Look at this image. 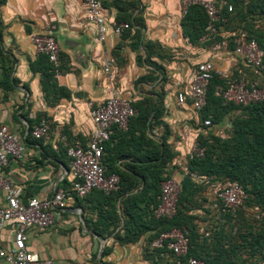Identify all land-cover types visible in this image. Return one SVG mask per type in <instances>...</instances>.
Returning a JSON list of instances; mask_svg holds the SVG:
<instances>
[{
  "label": "crops",
  "instance_id": "crops-1",
  "mask_svg": "<svg viewBox=\"0 0 264 264\" xmlns=\"http://www.w3.org/2000/svg\"><path fill=\"white\" fill-rule=\"evenodd\" d=\"M102 1L110 27L104 42L98 40L96 27L88 22L82 0H6L0 6V46L12 60L11 77L17 80L12 90L6 91L0 86V125H9L22 136L26 146L25 155L21 159L9 160L0 168V173L12 178L25 199L51 197L57 189L64 188L65 182H70V158L61 150L62 142L57 139V132L68 134L84 145L89 141L93 131L89 102L101 101L109 95V86L102 72L105 57H117L114 58L116 86L133 101L150 91H159L157 83L161 76L153 84L141 81L150 91L138 87L134 90L135 80L152 70V66L145 62L144 44L157 43L173 57L166 62L152 59L166 68L170 78L164 87L166 114L163 120L171 130L170 141L178 152L176 165L177 161H187L189 146L196 138L191 106L176 102L178 85H186L195 64L207 60L212 61L219 71L247 76L245 66L233 50L226 48L216 52L192 44L183 35L181 0ZM120 14H131L134 26L127 38L112 31ZM136 29L139 30L138 37ZM45 32L54 35L59 43L66 66L63 73L57 75V81L70 93L69 97L53 103L46 101L41 73L32 67L39 58L32 37ZM2 76L0 62V79ZM37 116L49 121L50 133L41 139L25 140L29 127L27 119ZM147 131L154 139L162 133L159 127ZM172 173L180 182L182 191L197 184L178 165ZM0 198L5 200L3 191H0ZM83 204L74 199L64 209L56 210L55 222L50 228H28L27 247L41 258L52 259L54 264H96L92 257L97 253L98 260L100 241L97 236H103L88 228L86 218L92 217V213L84 209ZM122 224L123 220L120 226ZM113 236L103 237L105 246L111 247L106 256L102 255L105 264H150L144 257L145 236L136 243L123 245L114 241ZM13 239L14 222L9 221L0 233V249L9 248ZM0 264H5L1 257Z\"/></svg>",
  "mask_w": 264,
  "mask_h": 264
},
{
  "label": "trees",
  "instance_id": "trees-1",
  "mask_svg": "<svg viewBox=\"0 0 264 264\" xmlns=\"http://www.w3.org/2000/svg\"><path fill=\"white\" fill-rule=\"evenodd\" d=\"M5 1L0 0V6ZM228 5L232 6L231 11ZM217 7L218 33L208 42L201 40L208 24L204 7L190 5L187 8L181 26L183 35L192 44L211 49L216 42L226 40V48L234 50L239 31H244L264 50V0H218ZM120 22L128 24L122 33L123 38H127L134 26L131 14L118 15L116 25ZM135 23L140 24L139 20ZM135 33L138 37L139 30L136 29ZM144 46L147 53L145 62L152 66V70L139 81L153 84L161 76L157 83L162 82L161 89L140 95L133 101L135 112L129 119L128 128H115L104 145L102 163L107 174L119 175L118 189L108 193L93 190L83 198H76L78 203H84V209L92 213V217L86 218L88 228L104 238L114 234V241L121 245L136 243L145 236L144 257L150 264H182L190 257L205 264H264V101L248 104L226 101L219 93L225 83L214 75L207 90L206 106L198 118L193 116V132L204 147V154L187 158L189 172L207 176L212 182L238 183L246 193L243 205L235 211L224 209L222 205L212 207L206 194L208 184L197 183L187 191L180 190L175 215L170 218L156 217L162 182L169 179L172 170L177 167L175 158L178 152L170 141L171 130L163 120L166 114L164 87L168 81L166 68L152 58L166 62L173 57L157 43L147 42ZM7 57L0 46L3 70L0 86L6 91L12 90L17 83L11 77L12 60ZM65 66L63 55L58 73L45 55H39L32 64L34 71L41 73L42 91L48 103L70 96L69 91L57 81V75L63 73ZM245 73L248 78H253L252 71L247 67ZM235 76L240 77L238 72ZM187 104L190 105L189 102ZM227 115L232 118L225 137L218 135L214 127L206 130L201 126L205 118L210 117L215 124ZM41 119L40 116L27 119L29 127L25 140L33 138L32 130ZM155 127L162 130L158 139L151 137L147 131ZM66 136L69 144L76 141L68 134ZM60 148L66 154L67 148L63 143H60ZM65 183L64 188H67L70 183ZM254 207L260 209L257 219L247 216V210ZM174 228L187 231L189 249L185 255L177 256L166 248L151 247L160 233ZM110 251L111 247L106 245L103 257ZM92 258L100 264L97 253Z\"/></svg>",
  "mask_w": 264,
  "mask_h": 264
},
{
  "label": "built area",
  "instance_id": "built-area-1",
  "mask_svg": "<svg viewBox=\"0 0 264 264\" xmlns=\"http://www.w3.org/2000/svg\"><path fill=\"white\" fill-rule=\"evenodd\" d=\"M85 6L86 18L97 29L100 42H104L109 35V24L102 0H82ZM218 0H181L182 16L190 5L204 7L208 24L206 32L201 38L203 42L211 41L218 33L216 23L219 20ZM228 10L232 6L228 5ZM128 28V24H117L112 31L118 35ZM36 52L45 55L53 63L56 72L61 64V49L58 41L51 33L45 32L32 37ZM227 47V41L216 42L211 50L220 52ZM243 65L253 73V78L235 76L233 71L223 72L215 68L212 61H202L195 64L191 71L190 80L186 85H178L176 102L178 105L190 103L195 118L207 104V90L214 75L219 76L225 87L219 93L226 101L235 104H248L264 101V50L254 39H249L244 31H239L236 46L233 50ZM102 72L109 86V95L98 102H89V114L93 122V131L86 145L76 140L68 143L65 134L57 132V139L67 148L66 154L70 158V184L67 188H59L51 197L38 198L22 197L20 189L9 176L0 173V191L5 193V200L0 198V233L9 221L14 222V239L9 248L0 249V257L5 264H54L50 258H41L31 251L26 244L27 229L35 227L39 230L50 228L55 222V211L64 209L69 202L76 198H83L93 190L106 193L118 189L120 177L117 174H107L102 163L104 145L115 128L126 130L135 109L133 99L124 95L116 86V64L112 56H107L102 62ZM204 129L214 127L210 117L201 121ZM50 133L49 121L45 118L33 128L32 137L41 139ZM225 137V136H221ZM26 153L23 138L9 125H0V168L9 160L21 159ZM204 154L197 140L189 146L188 158L201 157ZM182 172L197 183L208 184L212 207L223 206L224 209L235 211L246 199L244 189L236 182L214 181L207 176L190 173L186 162L177 161ZM160 204L155 210L156 217H172L177 212L178 196L181 190L180 182L174 173L162 182ZM203 231V227H201ZM152 248H166L177 256H183L189 249V238L185 229L174 228L160 233L151 243ZM182 264H205L203 261L190 257Z\"/></svg>",
  "mask_w": 264,
  "mask_h": 264
},
{
  "label": "rangeland",
  "instance_id": "rangeland-1",
  "mask_svg": "<svg viewBox=\"0 0 264 264\" xmlns=\"http://www.w3.org/2000/svg\"><path fill=\"white\" fill-rule=\"evenodd\" d=\"M167 75V83L170 81V78ZM161 84L162 82L159 83L158 85V89L160 91L161 89ZM166 84V83H165ZM134 90L136 91V87H138L140 90L142 91H150L144 84H142L140 81H139V78L135 80L134 82ZM166 86V85H165ZM151 92V91H150ZM136 93V92H135ZM231 118L232 116L231 115H227L226 117H224V119H222L220 122L218 123H215L214 124V128L213 130L220 136H226V133H227V130L230 128L229 124H230V121H231ZM174 144V143H173ZM204 194V193H203ZM206 194L208 196V199L210 198V191L209 189L206 191ZM259 213H260V209L257 208V207H254V208H249V210H247V216L251 219H257L259 218Z\"/></svg>",
  "mask_w": 264,
  "mask_h": 264
},
{
  "label": "water",
  "instance_id": "water-1",
  "mask_svg": "<svg viewBox=\"0 0 264 264\" xmlns=\"http://www.w3.org/2000/svg\"><path fill=\"white\" fill-rule=\"evenodd\" d=\"M97 238L99 239L100 241V246H99V251H98V261L100 264H105L103 261H102V255H103V250H104V247H105V239L101 236H97Z\"/></svg>",
  "mask_w": 264,
  "mask_h": 264
}]
</instances>
